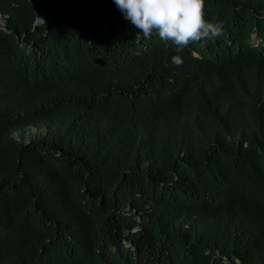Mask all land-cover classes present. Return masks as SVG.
Returning a JSON list of instances; mask_svg holds the SVG:
<instances>
[{
	"label": "trees",
	"instance_id": "1",
	"mask_svg": "<svg viewBox=\"0 0 264 264\" xmlns=\"http://www.w3.org/2000/svg\"><path fill=\"white\" fill-rule=\"evenodd\" d=\"M0 14V264H264V0L179 51L113 0Z\"/></svg>",
	"mask_w": 264,
	"mask_h": 264
},
{
	"label": "clouds",
	"instance_id": "2",
	"mask_svg": "<svg viewBox=\"0 0 264 264\" xmlns=\"http://www.w3.org/2000/svg\"><path fill=\"white\" fill-rule=\"evenodd\" d=\"M125 20L142 32L139 39H149L155 32L166 44L183 50L189 44L214 40L222 35L221 22L204 18L205 0H113ZM195 56L196 54L193 53ZM172 63L183 64L180 56Z\"/></svg>",
	"mask_w": 264,
	"mask_h": 264
},
{
	"label": "rangeland",
	"instance_id": "3",
	"mask_svg": "<svg viewBox=\"0 0 264 264\" xmlns=\"http://www.w3.org/2000/svg\"><path fill=\"white\" fill-rule=\"evenodd\" d=\"M0 20L5 22V18L3 15L0 14ZM37 132H40V129L35 128L34 126H29L23 130L15 131L12 133V135L19 140H29V138H32Z\"/></svg>",
	"mask_w": 264,
	"mask_h": 264
},
{
	"label": "water",
	"instance_id": "4",
	"mask_svg": "<svg viewBox=\"0 0 264 264\" xmlns=\"http://www.w3.org/2000/svg\"><path fill=\"white\" fill-rule=\"evenodd\" d=\"M41 18H42V16H38L37 20H40ZM0 29L3 31H7L6 26H5V22H4V25H0Z\"/></svg>",
	"mask_w": 264,
	"mask_h": 264
},
{
	"label": "bare ground",
	"instance_id": "5",
	"mask_svg": "<svg viewBox=\"0 0 264 264\" xmlns=\"http://www.w3.org/2000/svg\"><path fill=\"white\" fill-rule=\"evenodd\" d=\"M0 25H4L3 21L0 20Z\"/></svg>",
	"mask_w": 264,
	"mask_h": 264
}]
</instances>
